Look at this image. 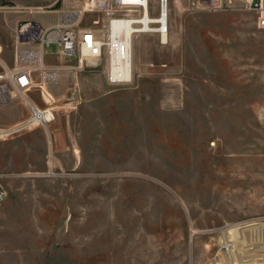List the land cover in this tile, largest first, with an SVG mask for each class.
Listing matches in <instances>:
<instances>
[{"label":"rangeland","instance_id":"1","mask_svg":"<svg viewBox=\"0 0 264 264\" xmlns=\"http://www.w3.org/2000/svg\"><path fill=\"white\" fill-rule=\"evenodd\" d=\"M46 1L16 3L64 20ZM209 1L168 0L166 36L135 34L131 82L110 81L108 44L83 63L52 47L25 92L0 73V133L29 101L55 114L0 134V264H264V27L241 0ZM81 25L108 43L104 11Z\"/></svg>","mask_w":264,"mask_h":264},{"label":"built area","instance_id":"2","mask_svg":"<svg viewBox=\"0 0 264 264\" xmlns=\"http://www.w3.org/2000/svg\"><path fill=\"white\" fill-rule=\"evenodd\" d=\"M245 5L255 11L258 15V24L264 27V3L263 0H241ZM211 6H217L219 0H210ZM87 5V4H86ZM113 5L116 7L134 8L143 5V0H91L90 7L93 11H104L106 15L113 18ZM93 24H99L100 20L95 19ZM16 37L22 43H37L42 52L52 47H57L59 54L64 58H78L80 63L84 60H98L102 57L106 41L91 26L83 25H55L43 26L34 20H23L19 22ZM11 79L15 87L25 92L32 88L35 83L33 71L27 67H20L11 71ZM30 103V116L27 121L11 130L0 134L13 133L27 128L33 124L47 125L53 120L52 111ZM5 197V191L0 186V203Z\"/></svg>","mask_w":264,"mask_h":264},{"label":"crops","instance_id":"3","mask_svg":"<svg viewBox=\"0 0 264 264\" xmlns=\"http://www.w3.org/2000/svg\"><path fill=\"white\" fill-rule=\"evenodd\" d=\"M1 3L3 6L0 4V73L8 70L13 71L20 67H27L34 72L40 70V67H45L46 72L49 74L52 71L50 67L53 66V61L56 60L55 51L50 48L42 52L37 43L27 44L18 41L16 31L19 22L31 19L21 12L22 9L18 6L16 0H13V4L10 6H7L3 1ZM90 3L91 0H47L36 7L42 11H56L64 15V20L49 26H70L85 24V19L96 12L91 10ZM57 54L58 60L62 61L64 57L59 54L58 49ZM52 113L55 118L53 111Z\"/></svg>","mask_w":264,"mask_h":264},{"label":"bare ground","instance_id":"4","mask_svg":"<svg viewBox=\"0 0 264 264\" xmlns=\"http://www.w3.org/2000/svg\"><path fill=\"white\" fill-rule=\"evenodd\" d=\"M162 4L160 15L155 18L150 15L149 0H144L143 13L138 18H111L109 40L108 43L106 42L109 46V78L111 82L132 81L135 34L157 31L163 33L164 37L166 36L168 32V0H161ZM153 24H158V27H153ZM3 77L4 75H0V78Z\"/></svg>","mask_w":264,"mask_h":264}]
</instances>
